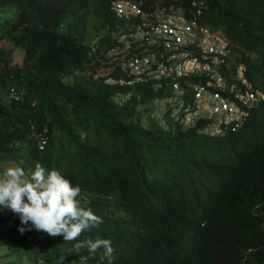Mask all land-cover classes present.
<instances>
[{"label":"trees","instance_id":"trees-1","mask_svg":"<svg viewBox=\"0 0 264 264\" xmlns=\"http://www.w3.org/2000/svg\"><path fill=\"white\" fill-rule=\"evenodd\" d=\"M204 2L200 21L231 39L264 93V0ZM126 21L111 0H0V172L41 163L79 185L103 221L79 239L116 240L113 264H264V97L221 135L201 131L206 118L185 127L171 107L154 116L172 91L127 82L110 33ZM20 223L0 208V264H107L102 249L70 252L79 241Z\"/></svg>","mask_w":264,"mask_h":264},{"label":"built area","instance_id":"built-area-1","mask_svg":"<svg viewBox=\"0 0 264 264\" xmlns=\"http://www.w3.org/2000/svg\"><path fill=\"white\" fill-rule=\"evenodd\" d=\"M114 8L120 17L138 15L125 30L113 32L122 43L120 65L132 75L127 82L165 83L172 93L162 100L183 124L190 125L203 113L215 117L204 126L206 132L235 128L247 114L245 106L263 96L247 81L245 65L233 58L230 39L200 21L204 0H191L187 7L154 0L146 9L118 0ZM187 92L189 101L184 100Z\"/></svg>","mask_w":264,"mask_h":264},{"label":"clouds","instance_id":"clouds-1","mask_svg":"<svg viewBox=\"0 0 264 264\" xmlns=\"http://www.w3.org/2000/svg\"><path fill=\"white\" fill-rule=\"evenodd\" d=\"M117 1L118 0H111V9L124 21L128 19L129 22L126 21L123 27V30H125L127 25L133 23L138 15L131 12L125 18L120 17L114 8L115 2ZM131 1L142 6V0ZM153 2L154 0H149L147 6ZM120 27H122L121 24H117L116 28L110 29L111 35L116 37V39L117 36L113 32L117 31ZM213 28L218 29L217 27ZM220 30L222 31V29ZM227 38L230 39L228 36ZM118 41L120 42V40ZM231 44L233 45V42ZM231 47L235 61L244 64V62L239 60L236 56L233 46ZM239 85L241 86L243 84L239 83ZM250 85L252 87L251 83ZM242 88L246 87L243 85ZM255 90L260 94H263V96L259 98L255 96L252 98L250 105L245 106L247 110L246 116L249 113L248 109L264 97V93L261 90L253 89V91ZM158 99L162 100L163 98H156V100ZM156 100L155 103L157 104V107H159V103H157ZM171 109L170 113L172 111ZM153 114L154 116L155 114L157 116L161 114V112L158 113V111L155 110L153 111ZM246 116L238 125H236L235 128L229 127L219 133H209L203 130L204 126L208 125L215 119V117H207L203 115V113H201L190 125H184L185 127H190L195 125L199 119L206 118L207 122L201 127V131L210 135H221L226 131L237 129L244 122ZM233 124L234 122L232 125ZM80 195L81 187L79 185L73 186L72 182L66 178L60 170L55 168L51 170L46 169L41 163H36L34 170L30 173H26L24 168L17 165L5 168L3 173L0 174V208L10 209L14 214L19 216L21 222L19 231L21 234L26 230L31 231L34 228L37 231L47 233L49 236L62 235L64 242L79 241L73 245V248L69 250L70 252L80 254L83 249H87L89 253H96L98 250L102 249L103 251L99 256V260L101 262L107 260V264H113L115 259L114 252L116 254V249L118 251L122 249L120 243L117 244L116 240L113 241L100 237H96L94 240L88 237H85L83 240L79 239L85 231H89L103 222L102 218L94 214L86 203H81V200L78 199ZM64 257V255H61L57 264H63ZM79 261L80 264H86L88 257L80 256Z\"/></svg>","mask_w":264,"mask_h":264},{"label":"rangeland","instance_id":"rangeland-1","mask_svg":"<svg viewBox=\"0 0 264 264\" xmlns=\"http://www.w3.org/2000/svg\"><path fill=\"white\" fill-rule=\"evenodd\" d=\"M0 42H2V40H0ZM19 54H17L16 56V58H19L20 56H18ZM109 81H111V79L109 80ZM156 102L157 103H159V107H156L153 111H158V113L159 112H161L162 113V111L163 110H165V108H166V105L164 104V100H156ZM192 104V103H191ZM162 110V111H161ZM159 115H161V114H159ZM155 116H156V114H155ZM143 121H144V123H145V125H148L149 123H148V120H147V117L145 116V113H143ZM161 122H163V120L161 121ZM2 165H4L3 163H0V169H1V166ZM7 165H9V166H15V164L14 163H9V164H7ZM1 174L3 173V172H0ZM16 259L18 260H20V261H22L23 260V258H22V256H18V255H16ZM24 259H25V257H24Z\"/></svg>","mask_w":264,"mask_h":264}]
</instances>
